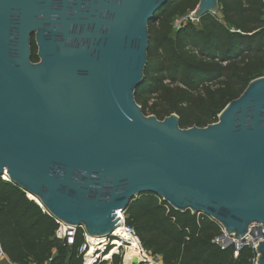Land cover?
I'll list each match as a JSON object with an SVG mask.
<instances>
[{
  "label": "water",
  "instance_id": "obj_1",
  "mask_svg": "<svg viewBox=\"0 0 264 264\" xmlns=\"http://www.w3.org/2000/svg\"><path fill=\"white\" fill-rule=\"evenodd\" d=\"M168 1L0 0V176L92 238L152 193L239 240L264 225V76L205 127L145 115L148 23ZM218 8L199 0L194 17ZM255 253L264 264V241Z\"/></svg>",
  "mask_w": 264,
  "mask_h": 264
},
{
  "label": "trees",
  "instance_id": "obj_2",
  "mask_svg": "<svg viewBox=\"0 0 264 264\" xmlns=\"http://www.w3.org/2000/svg\"><path fill=\"white\" fill-rule=\"evenodd\" d=\"M187 2L169 0L156 13V20L148 23L147 64L135 101L145 115L157 119L176 113L180 128L205 127L217 121L222 109L250 81L264 76V2L218 0L222 20L206 14L197 25L188 23L171 35V20L185 11H179V5L194 10L199 0ZM31 48L32 60L37 61L34 42ZM163 74L182 85L175 95L174 89L163 84ZM200 85L201 93L191 95ZM153 92L161 93L168 110L146 105L143 95ZM187 104L197 107L198 114L180 109ZM125 222L146 252L162 264H250L254 257L249 247L237 256L232 245L221 249L213 242L221 233L216 221L189 210L176 211L152 193L130 201ZM58 229L56 220L22 189L0 178V264H83L78 253L84 242L82 231L68 246L56 236ZM111 264H122V260L114 255Z\"/></svg>",
  "mask_w": 264,
  "mask_h": 264
},
{
  "label": "built area",
  "instance_id": "obj_3",
  "mask_svg": "<svg viewBox=\"0 0 264 264\" xmlns=\"http://www.w3.org/2000/svg\"><path fill=\"white\" fill-rule=\"evenodd\" d=\"M198 22H199V19L194 17V11H192L188 14H185L184 16L176 18L172 26L176 31H178L179 29H181L188 23L195 24ZM0 178L4 181L10 182L6 176H0ZM116 218L119 219L120 223L111 232V234L108 237L92 238L86 235L83 228H76L73 226L63 225L61 223H58L59 226L61 227L57 230L56 236L59 239L64 240L68 246H72L74 245L75 237L78 234V231L79 230L82 231L84 242L80 244V246L78 247V253L82 254L83 256V264H86V260H87L86 257L89 254V249H90L89 240H93V239L99 240V243L97 245L102 246L104 248L103 251L97 250L98 252L97 251L94 252L95 256L96 257L98 256V258L92 264H97V260L99 259L98 253L102 255V253H104L107 249L111 250V249H114L115 247H118V250H119L120 248L128 247L131 244V241L137 240L138 245L140 247V252H142L144 255V258H142V263L139 262V264H145L147 261V258H149V254L143 250L138 240L135 230L126 224L125 211L121 212L117 210ZM118 228H120L123 231L124 236L120 234H115ZM262 241H264V225L256 224V223L250 225L247 233L239 240H236L233 234L231 235L226 234L222 227H221V233L219 234V236L215 237L213 240V242L217 244L221 249H224L226 246L232 245L234 247V256H237L238 252L244 247L251 248L252 251L254 252V257L250 260V264H255V260H256L255 248L257 244ZM114 255L115 254H113L112 256ZM2 257H3V252L0 247V258ZM107 264H111V263L109 262Z\"/></svg>",
  "mask_w": 264,
  "mask_h": 264
},
{
  "label": "rangeland",
  "instance_id": "obj_4",
  "mask_svg": "<svg viewBox=\"0 0 264 264\" xmlns=\"http://www.w3.org/2000/svg\"><path fill=\"white\" fill-rule=\"evenodd\" d=\"M183 1V0H182ZM192 1L193 0H188V2H187V4H190V3H192ZM186 6L185 5H183V4H180L179 5V7H178V9H179V11H181V10H184L185 9V13L183 12V13H178V14H176L175 15V17H173V19L171 20L172 22H171V29H172V32H171V35H173L174 34V32H176V30L173 28V22H174V20L176 19V18H179V17H181V16H184L185 14H188V13H190V12H192V11H194V10H192V9H190V8H185ZM215 16L219 19V20H222V15H221V13L220 12H217L216 14H215ZM198 23H195L194 25H197ZM163 76L164 77H162L163 79H162V82H163V84H166L167 86H169L171 89H174V92H173V94L175 95V91H176V89H180V88H182V85L180 84V82L179 81H175V82H172L166 75H164L163 74ZM208 85H210V84H208ZM201 85L199 86V87H197V90H196V92H194V91H191L190 92V94L191 95H197V94H199V93H201ZM143 98H144V100H145V103H146V105L148 106V107H154L156 110H160V111H165L166 109L168 110L169 109V104H167V103H164L165 102V100H163L162 99V97H161V93H156V92H153V93H148V94H144L143 95ZM180 109H184V110H186V109H188V111L190 112V113H195V114H198L197 113V107H195V106H193L192 105V107L190 106L189 107V105L187 104V105H181V107H180ZM147 113H149V111H147ZM174 113V112H173ZM172 112H171V114H173ZM176 114V113H175ZM148 115H153V114H148ZM159 120H162V118L161 119H159ZM212 124V123H211ZM143 248V247H142ZM113 249H111V250H106L104 253H102V255L99 257V259L97 260V264H99L100 262H105V264H107V263H111L112 262V259H113V256L110 258V260H106L104 257L110 252V251H112ZM143 250L144 251H146L144 248H143ZM101 253V252H100ZM98 255H100V254H98ZM115 255H117L118 257H120L121 258V260H122V264H125V262H124V248H120L119 250H118V252H116L115 253ZM144 258V257H143ZM107 261V262H106Z\"/></svg>",
  "mask_w": 264,
  "mask_h": 264
},
{
  "label": "bare ground",
  "instance_id": "obj_5",
  "mask_svg": "<svg viewBox=\"0 0 264 264\" xmlns=\"http://www.w3.org/2000/svg\"><path fill=\"white\" fill-rule=\"evenodd\" d=\"M115 234H120V235L124 236L123 231L120 228H118L116 230ZM89 242H90V249H89V254L86 257V259H87L86 264H92L98 258V256L96 257L94 254L95 251H97V250L103 251L104 250V248L102 246L97 245L99 243V240L93 239V240H89ZM116 252H118V247H115L104 258L106 260H110L111 256L113 254H115ZM100 256H101V254L99 255V257ZM143 257H144V255L142 252H140V247L138 245L137 240L131 241V244L128 247L124 248V262H125V264H139V262H141Z\"/></svg>",
  "mask_w": 264,
  "mask_h": 264
},
{
  "label": "crops",
  "instance_id": "obj_6",
  "mask_svg": "<svg viewBox=\"0 0 264 264\" xmlns=\"http://www.w3.org/2000/svg\"><path fill=\"white\" fill-rule=\"evenodd\" d=\"M146 255V254H145ZM155 259V260H154ZM142 263V260L141 262ZM145 264H162L161 261L159 259H157L156 257H153V256H150L149 255V258H147V261Z\"/></svg>",
  "mask_w": 264,
  "mask_h": 264
}]
</instances>
